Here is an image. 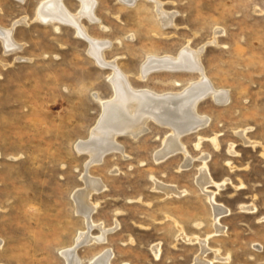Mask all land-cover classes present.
I'll return each instance as SVG.
<instances>
[{"label":"rangeland","instance_id":"rangeland-1","mask_svg":"<svg viewBox=\"0 0 264 264\" xmlns=\"http://www.w3.org/2000/svg\"><path fill=\"white\" fill-rule=\"evenodd\" d=\"M41 1L0 0V27L15 26L23 44L6 52L0 41V264H66L63 251L80 232L98 237L100 227L108 229L102 241L79 245L83 264L104 249L112 264H198L199 239L207 240L209 264H264V0H160L177 13L174 26L162 25L152 0H98L99 22L83 23L110 42L106 59L133 85L184 89L198 73L139 72L148 55L190 45L204 48L208 77L230 99L201 101L199 114L209 121L182 137L187 154L158 162L171 128L150 120L145 134H122L120 150L88 168L91 157L77 145L102 115L99 97L114 95L112 71L73 26L36 20ZM64 2L74 13L81 8L79 0ZM24 17L28 24H16ZM205 156L215 182L202 187ZM87 170L104 185L91 197V229L74 198ZM157 182L183 192L169 196ZM219 205L225 212L216 220Z\"/></svg>","mask_w":264,"mask_h":264},{"label":"bare ground","instance_id":"bare-ground-1","mask_svg":"<svg viewBox=\"0 0 264 264\" xmlns=\"http://www.w3.org/2000/svg\"><path fill=\"white\" fill-rule=\"evenodd\" d=\"M79 1L81 3V8L78 12L74 13L69 9L64 0H42L37 7L35 17L36 20L46 24H65L73 26L78 36H81L89 43V54H91L101 66H107L112 71L110 74V82L112 83L114 95L110 98H101L97 95L102 104V115L98 123H96L97 125L92 129L90 139L82 140L77 145L79 151L87 152L91 157L87 168L95 163H100L108 152L120 150L118 137L122 134L131 135L136 138L143 134L147 130V125L150 120L156 121L161 125H167V127L169 126L171 128V133L165 138L164 147L156 153L155 158L158 162L177 152L182 151L187 154L188 149L182 137L202 129L209 121L207 118L208 116L205 117L199 114L198 107L201 101L207 97H212L219 104H226L230 99L228 90L218 88L208 77L202 62V52L204 48L193 49L190 45H187L176 55H148L140 67L139 73L141 78L148 77L147 75L153 71L163 69L186 70L191 73H198L199 77L192 80L184 89L179 91L158 92L148 87H136L132 84L129 73L125 72L116 60L106 59L105 51L110 46V42L92 36L89 33L90 31H88L87 25L83 23V18H87L91 23L99 22V18L96 14L98 0ZM122 1L123 3L125 2L126 4L132 5L136 2V0ZM152 1L156 5V12L162 25H173L177 13L167 11L163 6V2L160 0ZM16 24H28V20L24 17L19 19ZM215 37L217 36L215 35ZM0 41L4 45L6 52H15L23 46L15 37V26L10 29L0 27ZM245 131L247 132V129H245ZM203 158H205L203 160L204 164L200 169L198 179L201 186L206 187V185L215 181L208 168L207 156ZM186 160H191V157ZM83 180H85V186L76 190L74 198L78 211L84 215L88 227L91 229V227L96 225L92 215L97 208V203L93 202L91 197L94 193L99 192L104 185L98 178L91 176L88 170L83 175ZM157 187L164 189L169 196H171V194L181 195L183 192H180L174 186H168L158 182ZM208 195L211 199H214L213 192H208ZM215 209V219L219 220L225 211L220 205L216 206ZM100 228L102 234L98 237L90 235V230H82V232H80L74 244L63 251L66 264H83L77 252L79 245L81 243L102 241L104 233H106L108 229ZM218 228L222 227L219 226ZM179 229L183 231L182 228ZM181 234L186 241L192 240L190 237H186L184 233ZM199 240L204 256L208 251L206 247L208 243L207 240ZM160 250L159 246L154 248L157 255L160 253ZM112 255L109 249H104L101 253L92 258L90 264H112ZM203 256L198 259V262L200 264H209L203 259Z\"/></svg>","mask_w":264,"mask_h":264}]
</instances>
